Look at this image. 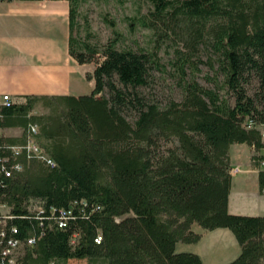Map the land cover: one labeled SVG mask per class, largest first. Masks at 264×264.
Segmentation results:
<instances>
[{
  "label": "trees",
  "instance_id": "obj_1",
  "mask_svg": "<svg viewBox=\"0 0 264 264\" xmlns=\"http://www.w3.org/2000/svg\"><path fill=\"white\" fill-rule=\"evenodd\" d=\"M68 1L69 52L79 63H96L94 89L77 98L24 96V102L9 107L0 103V127L24 129L18 138L0 136V158H8L7 167L22 164L11 176L0 172V200L12 215L0 228L14 224L21 238L42 232L24 246L19 264H48L50 259L57 264L69 259L87 264H202L196 253L175 250L177 242L200 240L193 223L232 231L241 252L229 264H264V215L228 212L230 145L264 148L257 128L264 123V0H147L150 17L143 25L161 40L174 39L187 49L175 47L182 97L163 105L137 92L159 66L157 52L119 48L121 36L107 15L114 36L105 44L91 43L89 31L77 39V1ZM200 46L217 53L223 81L213 79L214 88L195 80L198 68L189 55ZM252 79L258 86L249 95L246 85ZM59 98L64 101H47L48 114L29 115L34 101ZM29 123L40 125L54 167L28 161L24 154L12 158L9 146L24 142ZM258 183L262 191L264 171L258 172ZM33 202L43 209L41 220L31 209ZM70 205L74 218L65 228L47 219L51 207ZM92 206L100 208L91 211ZM74 233L78 237L72 245ZM98 233L100 243L94 241Z\"/></svg>",
  "mask_w": 264,
  "mask_h": 264
},
{
  "label": "crops",
  "instance_id": "obj_2",
  "mask_svg": "<svg viewBox=\"0 0 264 264\" xmlns=\"http://www.w3.org/2000/svg\"><path fill=\"white\" fill-rule=\"evenodd\" d=\"M69 22L68 0H0V103L3 94L19 103L25 101L24 96L77 98L91 93L96 63H79L70 54ZM47 101L64 99L36 100L29 115L48 114L51 105H46ZM23 134L24 129L18 125L0 127V136L18 138ZM37 139L46 150L40 129ZM256 153L264 155V148L255 150L246 143L230 145L231 169L242 170L231 173V214L264 215V192L260 191L258 170L252 161ZM191 229L201 235L200 240L177 242L175 250L196 253L202 264H229L241 252L234 234L226 227L206 230L193 223Z\"/></svg>",
  "mask_w": 264,
  "mask_h": 264
},
{
  "label": "rangeland",
  "instance_id": "obj_3",
  "mask_svg": "<svg viewBox=\"0 0 264 264\" xmlns=\"http://www.w3.org/2000/svg\"><path fill=\"white\" fill-rule=\"evenodd\" d=\"M75 33L78 39L87 37L89 31V41L101 46L114 36L112 26L104 19L107 15L115 24V30L120 34L117 43L119 48L132 47L142 48L147 51H156L159 58V66H154L151 76L146 86L137 87V92L147 99L155 100L162 105L169 99L179 101L182 97V88L177 84V74L174 66L176 57L175 47L183 52L187 49L182 43H176L168 38H161L152 29L143 25V20L149 18L151 5L147 0H76ZM197 65L194 73L195 80L206 88H214V81H223V73L219 67L217 53L212 47H198L189 55ZM92 66V65H91ZM187 79L191 78L190 69H185ZM117 85H121L117 80ZM258 83L252 79L246 85L249 95L256 91ZM108 89L103 88L102 93L107 94ZM224 93V91H221ZM98 96V95H97ZM96 96V97H97ZM229 102L234 103V99L228 95ZM47 103V102H46ZM45 103V104H46ZM58 102H52L51 104ZM47 105V104H46ZM50 109V107H49ZM46 115V114H44ZM40 129V125L37 123ZM239 168V167H238ZM240 169V168H239ZM242 170L240 169L239 172ZM238 173V172H237ZM32 210L38 208V203L33 202ZM2 213H6L5 207L0 208ZM23 252V250H21ZM58 264H61L58 262ZM63 264H87L86 260L69 259Z\"/></svg>",
  "mask_w": 264,
  "mask_h": 264
},
{
  "label": "built area",
  "instance_id": "obj_4",
  "mask_svg": "<svg viewBox=\"0 0 264 264\" xmlns=\"http://www.w3.org/2000/svg\"><path fill=\"white\" fill-rule=\"evenodd\" d=\"M12 100L8 94H3L1 97V104L5 107H9L12 105ZM252 123L245 125V127H251ZM27 132L25 136V140L22 144H15L9 146L11 150L12 158L15 160L16 157L20 154H24L26 160H36L39 161L46 166L54 167L56 162L54 159L41 147L36 139V134L38 131V126L35 123H29L27 126ZM259 129V133L261 135V141L264 144V123L259 124L257 126ZM255 159L252 160L253 164L259 171H264V157H261L260 154H254ZM8 161L7 157L0 158V172L4 173L5 176H11L14 170H21L22 164L18 162H14L7 167L6 162ZM240 169L238 167L231 169V173H237ZM264 192V188L262 190ZM81 204L85 205V202H81ZM6 207V204L0 200V208ZM100 207L92 206L90 208L91 211H96ZM80 210L84 211V208L81 207ZM1 212V211H0ZM43 213L42 207L36 209L37 218L39 220L42 219V216H39ZM74 208L70 205L68 208H60L55 209L51 207L49 209V215L47 219L51 220L58 228H65L70 218H74ZM12 215L9 212L2 213L0 217V224H2V220L4 218H11ZM19 233V229L16 225L11 224L8 229L4 226L0 228V244L2 245V249L0 251V264H19V258L22 255V251L24 246L32 245L42 234L36 233L35 231L30 233L26 238H21L17 236ZM78 233H74L70 237V244L74 245L77 241ZM102 237L101 233H98L94 238L96 243H100ZM48 264H57L55 259H50Z\"/></svg>",
  "mask_w": 264,
  "mask_h": 264
},
{
  "label": "bare ground",
  "instance_id": "obj_5",
  "mask_svg": "<svg viewBox=\"0 0 264 264\" xmlns=\"http://www.w3.org/2000/svg\"><path fill=\"white\" fill-rule=\"evenodd\" d=\"M38 126V125H37ZM39 132V128H38V131H37V133ZM37 135V134H36Z\"/></svg>",
  "mask_w": 264,
  "mask_h": 264
}]
</instances>
